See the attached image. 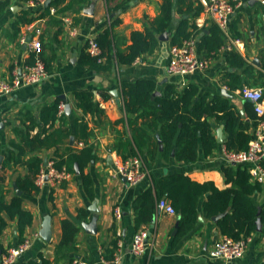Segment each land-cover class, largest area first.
<instances>
[{
	"label": "crops",
	"instance_id": "obj_1",
	"mask_svg": "<svg viewBox=\"0 0 264 264\" xmlns=\"http://www.w3.org/2000/svg\"><path fill=\"white\" fill-rule=\"evenodd\" d=\"M53 0H51L52 2ZM174 21L168 31L169 41L162 42L152 54H144L129 66L118 67L113 71H97L89 66L79 67L81 55L89 51L91 41H96L100 34L109 29L116 43L123 50L129 46L134 32H143L150 22L156 19L162 10L163 0H63L58 7H50L41 0H10L9 5L0 11V83H12L16 75L27 71L34 64L35 54L30 45L35 37V30L41 28V40L44 50L42 54L48 77L39 84L23 86L8 95H0V149L3 153L13 141L18 142L16 128L20 126L24 113L31 111L36 115L46 105L56 99L69 104L71 114L61 113V119L72 125L76 118L86 121L91 135L89 143L94 146L96 160L86 172L94 179L93 201L84 192L82 182L77 176H70L60 185L50 180L39 185L38 192L25 196L23 207L33 214V224L27 228L25 241L31 240V247L13 264H23L36 259L42 253L52 264H259L264 262V242L253 237L245 254L236 260L218 261L207 257L213 245L223 238L212 219H207L200 211L199 219L203 218L194 231L181 241H175L173 231L179 221L178 215L160 212L156 205L153 218L147 222H137L138 212L134 209L136 200L153 185V179L184 174L198 183L213 182L219 190L231 187L226 182L222 168L227 166L223 158V150L227 139L225 127L214 118L209 121L214 126V134L218 148L210 156H205L202 149L193 161H176V150L172 151L170 159H164L160 154L150 161L151 173L148 178L134 186H130L124 177L116 174L115 163L122 160L116 150L120 136L129 131L126 124V112L120 84L122 81L136 82L138 80H154L157 83L159 95L164 94L169 84H175L179 90L194 84L198 87V98L206 96L207 101L217 97L230 100L245 115L244 99L240 90L232 91L226 85L230 81L225 77L226 71L241 75L244 87L262 89L264 105V5L259 0H249L234 13L228 32H223L226 43L217 52L208 55L200 49L202 32L213 26L202 5V0H173ZM200 7V8H199ZM28 13V18H34L33 23H21V17ZM46 14L44 17L43 15ZM187 20L190 31L193 26L196 32L187 39H195L196 56L208 61V66L184 78V83L164 82L168 78L169 55L171 41L178 22ZM215 24V23H214ZM160 36H158L159 39ZM31 38V39H30ZM184 41V42H186ZM237 41H239L237 43ZM183 42V43H184ZM88 46V48H89ZM101 49V48H100ZM232 49L237 50L252 69L245 73L243 69L232 67L226 57ZM170 76V75H169ZM180 83V84H179ZM80 90H90L95 102L103 109L101 117L84 114L76 106L75 94ZM117 90L118 97L113 95ZM227 91L230 97L223 94ZM158 96V95H156ZM254 111V109H253ZM255 113V112H254ZM245 120H248L245 117ZM218 129L223 130L225 140L218 142ZM37 132V131H36ZM257 136L264 135V125L258 124L251 128ZM74 137V136H73ZM159 135H157V138ZM160 138V137H159ZM71 139V138H70ZM162 143V141H161ZM158 144L159 140H158ZM70 146L82 148L83 142ZM228 150V149H227ZM55 150L42 151L36 155L48 160ZM2 153L0 155L3 157ZM4 159V157H3ZM2 165V164H1ZM249 165V164H248ZM250 168V165H249ZM47 170L45 167L44 171ZM1 171V166H0ZM27 170L20 167L17 171L7 173V201L17 194L14 188L19 175H26ZM253 183H259L253 181ZM262 190L253 196L259 205L264 206V183ZM97 202L99 209L98 232L90 235L83 227L90 222L92 214L89 207ZM87 212L86 218H79V210ZM119 211V213H117ZM47 216L52 218V239L46 243L40 236L43 222ZM73 221L79 228L76 236V250L69 251L66 259L55 262L56 247L60 244L63 231V220ZM8 220V227L0 236V260L11 250L19 247V231L14 220ZM139 232L147 234V249L142 255H134L132 242ZM229 238V237H228ZM232 239V238H231ZM117 240V249L111 260L105 258L111 243ZM24 241V242H25ZM23 242V243H24ZM22 243V244H23Z\"/></svg>",
	"mask_w": 264,
	"mask_h": 264
},
{
	"label": "trees",
	"instance_id": "obj_2",
	"mask_svg": "<svg viewBox=\"0 0 264 264\" xmlns=\"http://www.w3.org/2000/svg\"><path fill=\"white\" fill-rule=\"evenodd\" d=\"M62 2L63 0H53L50 7H58ZM9 3L10 0H0V11ZM174 8L173 0H163L161 14L143 32H134L131 36L132 43L125 50L116 43L111 31L105 30L97 38L102 50L101 56L95 57L85 51L81 55L79 67L89 66L97 71H113L116 66H129L142 55L154 53L159 45L158 36L168 31L174 21ZM27 16L28 13H24L20 22L33 23L34 18L29 19ZM193 29L196 32L195 26ZM193 31H190L187 20H181L177 24L171 45L181 46L194 34ZM199 42L200 49L206 50L208 55L217 52L226 44L221 28L214 23L208 31L202 32ZM99 58H105L106 61L100 63ZM226 60L229 65L243 69L245 73L253 68L235 49L228 52ZM224 78L230 79L226 81L230 90L244 88L241 75L227 70ZM120 89L129 133L125 134L127 137L118 138L117 153L122 160L142 156L150 171L149 162L154 161L160 154L157 135L162 141L163 158L170 159L172 151L176 150L175 160L179 162L195 160L200 148L205 156L212 155L218 148L214 126L209 121L211 118L224 125L227 134L225 147L230 151L247 150L250 143L258 137L256 132H250L251 128L256 129L260 123L250 101H246L245 115L242 116L239 109L226 98L217 97L210 102L206 96L198 98L199 90L194 84L184 87L182 91L177 85L169 84L164 94L158 96H154L157 83L149 79L133 83L122 81ZM75 99L77 108L84 114L98 117L104 114L90 90L77 91ZM63 104L62 100L56 99L52 104L43 107L37 115L31 111L24 113L20 126L16 128L18 142H11L3 153L0 149L4 157L0 171V236L8 227L7 219L14 220L19 231V244L25 241L26 230L33 224L34 219L33 214L23 207L25 196L38 192L37 179L45 169L44 159L36 154L54 149V155L50 158L54 168L58 171L66 170L74 176H77L78 169L77 177L82 182L84 192L91 201L95 198L94 179L86 172L91 168L92 161L96 160L94 146L89 143L91 132L84 119L76 118L72 125L61 119ZM72 136L77 142H83L84 146H70ZM262 165L264 167V161ZM20 167L27 170L26 175H19L15 180L22 195L16 194L11 201H7V173L15 172ZM222 172L226 182L231 185L226 190H219L213 182L198 183L178 173L153 179L152 187L136 200L134 209L138 212L137 222L150 221L158 201L165 198L179 217L178 233L175 236L177 242L196 229L200 211L207 219L225 213L217 222L224 237L236 241L255 237L257 242L261 241L264 237V206L259 205L253 196L262 190V185L252 182L248 164L223 166ZM86 216L85 210H79V218ZM258 219L262 221L261 232L257 230ZM62 231V240L56 247L55 262L66 259L69 251L76 250L75 240L79 228L73 221L65 219L62 221ZM111 246L105 253L107 260L114 257L117 240ZM73 261L71 259L70 263L73 264ZM23 264H52V261L40 253L38 258Z\"/></svg>",
	"mask_w": 264,
	"mask_h": 264
},
{
	"label": "built area",
	"instance_id": "obj_3",
	"mask_svg": "<svg viewBox=\"0 0 264 264\" xmlns=\"http://www.w3.org/2000/svg\"><path fill=\"white\" fill-rule=\"evenodd\" d=\"M46 2L48 0H41ZM249 0H202V5L206 15L217 24L223 32H228L229 25L234 13ZM264 5V0H259ZM41 28L35 30V37L31 42L30 49L35 54L34 64L28 67L27 71L16 75L12 83H0V95H8L16 89L23 86H30L43 82L48 77V72L42 58L44 46L41 40ZM239 41H237L238 43ZM196 41L190 39L184 42L181 46H171L168 50L169 65L168 73L170 76H181L182 83L184 78L192 73L203 70L208 66V61L202 60L196 56ZM89 51L91 55L100 57L102 50L98 43L94 40L90 42ZM105 58H99L100 63H104ZM179 83V84H180ZM184 83V82H183ZM241 96L250 101L253 105L255 114L257 115L260 124L264 125V105L262 102V89H254L244 87L240 90ZM65 105H62V111ZM224 162L227 165H245L249 164V172L253 181L264 183V135H258L257 139L250 143L247 150L230 151L224 148ZM115 171L121 177H124L130 186H134L146 179L150 175V170L146 167L142 156L138 155L127 160H118L115 163ZM72 176L66 170L58 171L54 168L53 162L49 163L47 170L43 171L37 179L38 185L45 184L50 180L55 184H62ZM158 210L169 215H177L175 208L165 198H162L157 203ZM119 213V211H117ZM253 237L243 240H233L228 237H223L218 240L212 247L207 257L211 260L232 261L241 258L251 242ZM264 242V237H263ZM32 245L31 240H26L19 247L11 250L9 254L0 260V264H13L23 255ZM147 249V234L146 232L137 233L132 242V252L134 255H142Z\"/></svg>",
	"mask_w": 264,
	"mask_h": 264
},
{
	"label": "water",
	"instance_id": "obj_4",
	"mask_svg": "<svg viewBox=\"0 0 264 264\" xmlns=\"http://www.w3.org/2000/svg\"><path fill=\"white\" fill-rule=\"evenodd\" d=\"M51 2V0H48L46 3H45V6H48L49 3ZM31 39V38H30ZM159 40L162 41V42H168L169 41V36H168V32H164L163 34L160 35L159 37ZM179 80H181V76L179 75H172V76H169L168 75V78H166L164 80V82H174V83H177ZM160 93L159 92H155L154 93V96L156 95H159ZM223 94L226 95L227 97H230V95L228 94L227 91L223 90ZM113 95L116 97V98H119L118 97V92L117 90L113 91ZM64 111L67 115H70L72 110H71V107L69 104L65 105L64 107ZM217 137H218V142L219 143H222L224 140H225V136L223 134V130L222 129H218V133H217ZM158 140H159V143H160V149L163 150V145L161 143V139L158 137ZM70 142L71 144L74 143V137L72 136L71 139H70ZM2 161H3V157L0 155V166L2 164ZM95 161H92V165H94ZM44 166L47 167L48 166V160L45 159L44 161ZM77 174H79V170L77 169ZM14 188L17 189V185L14 184ZM17 195L18 196H21L22 195V191L18 190L17 189ZM89 211L90 213L92 214V218L90 220V222H87V223H84L83 224V227L84 229L86 230V232L90 235H96L97 232H98V219H99V209H98V206H97V202H94L90 207H89ZM259 211H261V208L259 209ZM225 215V213H222V214H219L217 216H214L212 218V221L214 223H217L219 219H221L223 216ZM201 222L203 221V218H200L199 219ZM51 221H52V218L50 216H47L43 222V225H42V229L40 231V236L42 238L43 241H45L46 243H50L51 242V239H52V226H51ZM257 230L258 232H261L262 231V221L261 219H258V222H257ZM178 227H179V221L177 222L176 224V228L175 230L173 231V235L176 236L177 233H178Z\"/></svg>",
	"mask_w": 264,
	"mask_h": 264
}]
</instances>
